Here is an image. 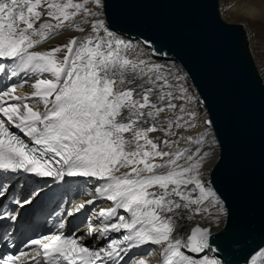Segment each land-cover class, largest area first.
Wrapping results in <instances>:
<instances>
[{
  "label": "snow or ice",
  "instance_id": "6c2138e0",
  "mask_svg": "<svg viewBox=\"0 0 264 264\" xmlns=\"http://www.w3.org/2000/svg\"><path fill=\"white\" fill-rule=\"evenodd\" d=\"M107 8L0 0V264H231L237 250L264 264V237L228 232L219 140L193 78L152 38L114 29ZM22 176L44 183L26 190ZM70 180L88 198L49 213L47 232L18 233L22 212ZM82 210L85 230L66 233Z\"/></svg>",
  "mask_w": 264,
  "mask_h": 264
},
{
  "label": "water",
  "instance_id": "95a60500",
  "mask_svg": "<svg viewBox=\"0 0 264 264\" xmlns=\"http://www.w3.org/2000/svg\"><path fill=\"white\" fill-rule=\"evenodd\" d=\"M107 13L114 29L152 38L193 78L219 140L212 178L229 209L228 232L258 242L264 237V83L240 29L219 16L217 0H108ZM227 259L241 264L243 253L228 251Z\"/></svg>",
  "mask_w": 264,
  "mask_h": 264
},
{
  "label": "rangeland",
  "instance_id": "374dc122",
  "mask_svg": "<svg viewBox=\"0 0 264 264\" xmlns=\"http://www.w3.org/2000/svg\"><path fill=\"white\" fill-rule=\"evenodd\" d=\"M220 17L239 27L241 31L245 32L244 41L248 55L250 56L254 66L258 69L260 76L264 83V20L253 21L245 20L240 21L235 19L232 14L227 13V6L229 0H218ZM227 13V14H226ZM59 44V43H57ZM48 45V46H47ZM45 50L49 47L55 46L56 44H47Z\"/></svg>",
  "mask_w": 264,
  "mask_h": 264
},
{
  "label": "bare ground",
  "instance_id": "6f19581e",
  "mask_svg": "<svg viewBox=\"0 0 264 264\" xmlns=\"http://www.w3.org/2000/svg\"><path fill=\"white\" fill-rule=\"evenodd\" d=\"M218 1V0H217ZM219 5V1H218ZM219 13V9H218ZM227 13L232 14L235 19H239L240 21H245V20H253V21H260L264 20V0H229V4L227 6ZM226 13V14H227ZM220 16V13H219ZM239 28V27H238ZM240 29V28H239ZM240 36L244 40L245 32L240 30ZM64 37H58L55 40L51 41L50 43L47 44H57V43H62L64 42ZM42 46V50L46 48V45ZM245 45V41H244ZM48 46V45H47ZM246 47V45H245ZM247 50V49H246ZM248 52V51H247ZM253 63V62H252ZM254 65V63H253ZM256 71L258 69L256 68ZM8 81H4V83H7ZM31 89L28 85H26L24 88L18 89V94L19 95H25L28 92H30ZM155 135V134H153ZM215 158L212 160V164L214 162ZM105 203V202H101ZM32 208H28L25 210V212H28ZM222 224L220 225L221 228ZM220 229H214V231H218ZM141 251H145L144 249H140ZM152 250V247L150 248V251ZM155 259V256H150L149 258H146V264L148 263H153V260Z\"/></svg>",
  "mask_w": 264,
  "mask_h": 264
}]
</instances>
